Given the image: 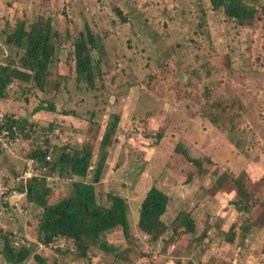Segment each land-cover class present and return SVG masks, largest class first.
Segmentation results:
<instances>
[{"label": "rangeland", "instance_id": "obj_1", "mask_svg": "<svg viewBox=\"0 0 264 264\" xmlns=\"http://www.w3.org/2000/svg\"><path fill=\"white\" fill-rule=\"evenodd\" d=\"M243 1L258 11L245 25L211 0H0V65L18 67L12 64L20 59L17 48L5 44L18 15L27 23L51 16L61 34L53 38L58 50L45 91L26 84L33 90L27 101L16 81L0 100L3 111L26 119L32 130L0 151V229L15 249L30 247L26 264H39L37 256L47 264H264V208L240 213L234 205L237 180L264 203V0ZM87 23L104 38L94 50V90L68 63L73 38L86 34ZM220 100L234 109L226 125L208 117ZM50 104L55 111L45 109ZM114 115L120 117L117 142L102 150ZM88 145L94 158L86 182L101 156L107 158L96 185L99 203L110 207L111 196H120L129 205L132 236L122 228L105 236L120 256L93 245L82 258L74 242H29L44 212L28 202L24 176L33 151L50 147L54 160L55 147ZM181 148L202 160L203 175ZM50 167L35 162L52 205L70 197L72 183L82 179L51 176ZM154 187L171 198L164 217L170 231L159 242L139 227ZM182 213L195 220L196 231L179 237ZM3 248L0 239V264Z\"/></svg>", "mask_w": 264, "mask_h": 264}, {"label": "trees", "instance_id": "obj_2", "mask_svg": "<svg viewBox=\"0 0 264 264\" xmlns=\"http://www.w3.org/2000/svg\"><path fill=\"white\" fill-rule=\"evenodd\" d=\"M215 9L224 8L229 18L239 20L240 24L245 25L252 22L257 14L256 8H249L243 0H211ZM203 7V5H202ZM124 19V14L118 10ZM204 17L206 12L203 7ZM201 18V17H200ZM25 14L18 15L15 24L11 25L12 31L7 33L6 46L10 49L17 48L20 59L13 60V65H0V100H6L9 97V88L13 83L18 81L22 95L28 101L27 95L33 92L32 89L26 88V84L35 83L38 89L45 91L48 80L52 76V66L57 55L58 40L54 41V37L61 39V34L55 28L53 18L51 16H40L35 21L27 23ZM103 36L100 31L93 30L87 23L86 34L73 38V43L69 48V64L72 68V75L80 79L87 78L90 87L94 90L97 84L96 67L94 63V50L101 48ZM100 61V60H99ZM97 61V62H99ZM75 63V64H74ZM86 76V77H85ZM103 80V75L101 74ZM15 83V84H17ZM223 100L217 101L212 106V112L208 117L222 125L227 124L228 118H233L231 113L234 109L224 108ZM46 110L55 111V107L50 104L45 107ZM7 122L0 125V132L3 128L12 130L17 126L23 136L31 137L32 130L27 131V120H21L7 114ZM214 119V120H213ZM120 117L114 115L107 126L106 134L102 140L101 148L106 150L117 142L116 134ZM49 143V141H47ZM36 149L33 151L31 158L49 168V175L60 178H66L73 181L80 178V181L72 183L73 193L70 197L62 200L57 204L48 202L49 194L47 189V178H34L28 183V202H33L38 207L44 208L41 221L37 222L34 227L30 228L29 242L37 239L39 246H48L51 243L74 242L77 248V255L85 258L90 254V247L99 246L105 252H109L120 256L117 247L110 245L105 236L117 228H122L125 236H132L133 227L129 222V205L127 201L120 196H111L112 204L110 207L103 206L99 203L96 193V185L102 180L104 167L106 164V156L102 155L99 164L94 171L92 182H86L92 168L94 154L91 146H82L75 148L73 146L55 147V159L48 161L51 155L49 149ZM5 148L0 146V151ZM186 159L197 166L200 174L205 173L202 160L193 158L189 152L180 149ZM46 182V184L44 183ZM238 187L239 198L234 203L237 210H249L251 208H264V203H260L253 199L249 189L242 180L236 181ZM222 184V183H220ZM171 198L158 187L152 188L146 197L139 221V227L146 235H149L154 242H159L170 231V227L166 224L164 217L168 213ZM5 208V207H4ZM178 226L177 233L182 237L183 231L195 232L196 222L186 213H182L176 220ZM3 230L0 229V239L4 241L3 256L6 264H26L32 256V250L28 246H22L15 249L10 244V237L2 235ZM187 234V233H186ZM33 238V239H32ZM32 240V241H31ZM230 243H233L231 240ZM36 261L39 264H47L43 257L37 256ZM187 264H197L191 261Z\"/></svg>", "mask_w": 264, "mask_h": 264}, {"label": "built area", "instance_id": "obj_3", "mask_svg": "<svg viewBox=\"0 0 264 264\" xmlns=\"http://www.w3.org/2000/svg\"><path fill=\"white\" fill-rule=\"evenodd\" d=\"M7 112L3 111L0 107V125H5L7 122ZM21 132L17 126H14L12 130L3 128L2 132H0V146L4 147L5 149H12V147L15 145L16 142L20 141ZM48 161H52L51 155L48 156ZM34 160V159H33ZM35 162L28 161V171H25V179L26 182L33 179L34 177H38L39 173L37 172V168H35ZM15 193V192H14ZM17 196V193H15V197Z\"/></svg>", "mask_w": 264, "mask_h": 264}, {"label": "clouds", "instance_id": "obj_4", "mask_svg": "<svg viewBox=\"0 0 264 264\" xmlns=\"http://www.w3.org/2000/svg\"><path fill=\"white\" fill-rule=\"evenodd\" d=\"M37 163H38V162H37ZM37 172H38V171H37ZM34 178H39V177H34ZM34 178H33V179H34ZM33 179L29 180L28 183H29L30 181H32ZM25 182H26V181H25ZM28 183H27L26 187H28ZM14 192L17 193L18 191H14ZM20 194L23 195L22 192H20Z\"/></svg>", "mask_w": 264, "mask_h": 264}, {"label": "crops", "instance_id": "obj_5", "mask_svg": "<svg viewBox=\"0 0 264 264\" xmlns=\"http://www.w3.org/2000/svg\"><path fill=\"white\" fill-rule=\"evenodd\" d=\"M28 237H29V235H28ZM6 264V263H5Z\"/></svg>", "mask_w": 264, "mask_h": 264}]
</instances>
